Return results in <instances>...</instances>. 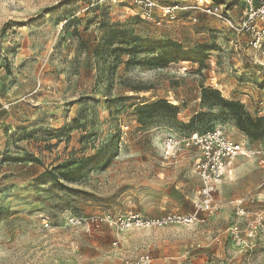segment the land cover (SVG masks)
I'll return each instance as SVG.
<instances>
[{
  "label": "rangeland",
  "instance_id": "374dc122",
  "mask_svg": "<svg viewBox=\"0 0 264 264\" xmlns=\"http://www.w3.org/2000/svg\"><path fill=\"white\" fill-rule=\"evenodd\" d=\"M197 1L159 0L193 8L147 20L131 1L0 0V264H123L144 253L153 264H264V234L248 246L229 236L248 221L237 200L264 210V168L235 173L205 222H118L194 211L199 179L192 162L165 157L169 134L221 128L264 157V54ZM210 1L232 17L245 2ZM138 38L206 57L159 67L154 54L129 52ZM160 99L177 109L142 106Z\"/></svg>",
  "mask_w": 264,
  "mask_h": 264
},
{
  "label": "built area",
  "instance_id": "2783aa9c",
  "mask_svg": "<svg viewBox=\"0 0 264 264\" xmlns=\"http://www.w3.org/2000/svg\"><path fill=\"white\" fill-rule=\"evenodd\" d=\"M119 1H131L142 8L147 20H154L158 9H161L169 18L175 19L182 9L193 8L184 6L182 2L163 7L159 0ZM196 5L204 13L213 15L226 24L236 35L244 36L249 48L264 54V0H245L237 17L229 15L228 11L223 9L222 4H215L210 0H198ZM162 145L165 157L171 160H178L191 151L196 152L193 167L200 184L192 199L194 211L154 220H144L136 216L123 218L118 222L125 228L161 225L168 221L182 224H192L195 221L205 222L220 208L216 195L226 180L233 179L234 160L239 156L251 157L253 155L246 145L232 139L221 128H213L203 133L193 132L188 136L169 134L164 138ZM241 203L242 201L239 202L236 213L240 216H247L248 221L244 227L233 225L230 228V236L236 244L248 246L256 236L264 234V210L249 213L241 206ZM101 220L113 223V219L107 216ZM69 221L73 225L81 223L80 218L75 216L70 217ZM89 221L97 222L98 218H89ZM123 264H153V258L150 254L144 253L135 259H126Z\"/></svg>",
  "mask_w": 264,
  "mask_h": 264
},
{
  "label": "trees",
  "instance_id": "16d2710c",
  "mask_svg": "<svg viewBox=\"0 0 264 264\" xmlns=\"http://www.w3.org/2000/svg\"><path fill=\"white\" fill-rule=\"evenodd\" d=\"M5 28H6V24L2 31H4ZM128 49L131 54H137V53H142V52H148V53L154 54V56L150 58L149 61L159 67H166L173 62H178L179 60H183V59L200 61L201 57H206L205 49L198 48L196 50L184 51L180 44L172 40L154 41L148 38H138L134 42V44ZM206 93H209L215 96L216 100L220 104H223L224 106L242 107V105L239 102L225 100L220 95L218 90L206 89L204 91V94ZM142 106L146 108H150L151 110L157 113L161 111L169 112V111H174L177 109L176 105L171 104L165 99H160L150 104H143ZM263 120L264 118L259 117L257 119V123H260ZM250 123L252 124L253 122L250 121ZM199 133H203V132H199Z\"/></svg>",
  "mask_w": 264,
  "mask_h": 264
},
{
  "label": "crops",
  "instance_id": "0c3cea01",
  "mask_svg": "<svg viewBox=\"0 0 264 264\" xmlns=\"http://www.w3.org/2000/svg\"><path fill=\"white\" fill-rule=\"evenodd\" d=\"M239 13L236 14L235 17L238 16ZM196 156V152L195 151H191L189 153L186 154V156H184V160H187V161H190V162H194V158ZM264 168V157H246V156H239L237 157L235 160H234V163H233V179L232 180H226L219 188L218 192H217V195H216V199L217 201L219 202V193H220V189L226 185L227 183H230V182H234L236 181V178H235V173L239 176V177H242V176H247L249 174H251L252 172H254L255 170H263ZM197 177V175H196ZM198 178V177H197ZM199 179V178H198ZM199 184H200V180H199ZM198 184V186H199ZM263 185H264V182H263ZM198 186L196 187L195 191L197 190ZM194 191V193H195ZM242 201V200H237L236 201V206L238 208L239 206V202ZM220 206V204H219ZM221 209V206L219 208V210L217 211V213L215 215L218 214V212L220 211ZM213 215V216H215ZM228 233H229V229H228ZM230 236V234H229ZM216 240H218L217 242H219V244H222L223 242H225V238L222 236V235H218L216 236Z\"/></svg>",
  "mask_w": 264,
  "mask_h": 264
}]
</instances>
